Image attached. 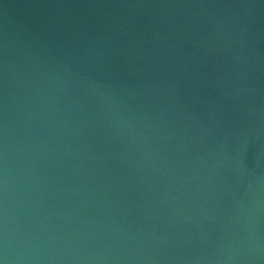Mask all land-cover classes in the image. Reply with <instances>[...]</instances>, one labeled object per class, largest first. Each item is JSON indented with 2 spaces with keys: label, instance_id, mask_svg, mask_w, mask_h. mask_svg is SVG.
Instances as JSON below:
<instances>
[{
  "label": "water",
  "instance_id": "water-1",
  "mask_svg": "<svg viewBox=\"0 0 264 264\" xmlns=\"http://www.w3.org/2000/svg\"><path fill=\"white\" fill-rule=\"evenodd\" d=\"M4 264H264V0H0Z\"/></svg>",
  "mask_w": 264,
  "mask_h": 264
},
{
  "label": "snow or ice",
  "instance_id": "snow-or-ice-1",
  "mask_svg": "<svg viewBox=\"0 0 264 264\" xmlns=\"http://www.w3.org/2000/svg\"><path fill=\"white\" fill-rule=\"evenodd\" d=\"M0 264H4L3 260H0Z\"/></svg>",
  "mask_w": 264,
  "mask_h": 264
}]
</instances>
